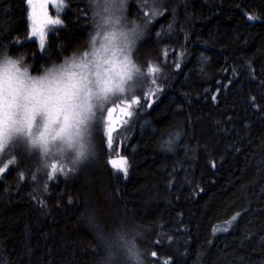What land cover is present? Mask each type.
Listing matches in <instances>:
<instances>
[{
	"label": "trees",
	"instance_id": "16d2710c",
	"mask_svg": "<svg viewBox=\"0 0 264 264\" xmlns=\"http://www.w3.org/2000/svg\"><path fill=\"white\" fill-rule=\"evenodd\" d=\"M63 4L42 47L26 0H0V51L39 70L83 45L87 0ZM127 11L147 26L133 58L160 68L138 95L150 106L138 104L111 149L99 123L97 156L77 172L0 153V264H99V225L115 219L142 230L147 264H264V0H160L157 15L129 0ZM116 148L126 178L110 166Z\"/></svg>",
	"mask_w": 264,
	"mask_h": 264
},
{
	"label": "clouds",
	"instance_id": "9594fccd",
	"mask_svg": "<svg viewBox=\"0 0 264 264\" xmlns=\"http://www.w3.org/2000/svg\"><path fill=\"white\" fill-rule=\"evenodd\" d=\"M90 33L61 60L34 70L22 55L0 51V152L22 148L39 171H79L97 156L98 114L137 93L146 78L133 58L147 26L129 17V0H87ZM142 230L115 219L99 225V264H147Z\"/></svg>",
	"mask_w": 264,
	"mask_h": 264
},
{
	"label": "snow or ice",
	"instance_id": "6c2138e0",
	"mask_svg": "<svg viewBox=\"0 0 264 264\" xmlns=\"http://www.w3.org/2000/svg\"><path fill=\"white\" fill-rule=\"evenodd\" d=\"M150 10L152 11L153 15H157L160 13V0H148ZM26 4L28 5V19H29V26L31 30L32 35L39 36V41L41 46L43 47L45 42V30L49 25H59L61 23V20L57 17L54 18L53 16L49 15L48 6L51 4L53 8L56 9L57 12L61 10L63 7V0H26ZM249 20H253L256 17L249 16ZM147 23V22H146ZM159 35V33H157ZM177 67H179V64H177ZM160 68L154 65H149L147 72H145L146 78L143 81V87L141 89H144L147 87L149 81L148 77L153 76L156 73H159ZM151 84H156V79H151ZM156 91H159L157 88ZM130 98V99H129ZM215 99V97H213ZM122 104H124V107L120 108V112L124 116H132L133 113L129 111V109L132 107L133 104H139V96L137 93L132 94L130 96H124L121 99H119ZM150 106V105H149ZM115 111L114 108H109L107 112V126L105 128V134L107 139V147L109 149L112 148V142H113V135L114 132V123L113 120V112ZM180 133L175 134V139H179ZM168 146V150H171L172 145L174 144V140H169L165 142ZM109 163L117 169L119 172H122L127 177L128 172V161L126 157H120L118 159H109ZM214 166V165H213ZM4 171L3 168H0V173ZM57 171L60 172H72L71 169H64L63 167L57 168L55 165L50 170V174H54ZM23 176L21 175V179ZM47 186H45L46 190ZM235 219V217H233ZM155 255V253H153Z\"/></svg>",
	"mask_w": 264,
	"mask_h": 264
},
{
	"label": "rangeland",
	"instance_id": "374dc122",
	"mask_svg": "<svg viewBox=\"0 0 264 264\" xmlns=\"http://www.w3.org/2000/svg\"><path fill=\"white\" fill-rule=\"evenodd\" d=\"M64 5V4H63ZM63 8H61V10L59 12L56 11L55 8H53V6L51 4H49L48 6V11H49V15L53 16L54 18H59L61 20V15L63 13ZM27 10H28V5H27ZM61 23L59 25H49L46 30H45V42L49 36L50 33L54 32L57 30L58 27H60ZM28 29H29V35L31 36L32 39L36 40V41H39V36H36V35H32L31 34V30H30V26H29V19H28ZM40 42V41H39ZM147 72V70H146ZM154 86L156 87L157 89V85L154 84ZM141 91H138L137 94L140 95ZM153 96V95H152ZM151 94L147 95V93L143 94V97L142 99L139 98L140 100V103L144 104V103H147V105H149L151 103ZM146 97V98H145ZM130 99V98H129ZM143 100V101H142ZM121 107H124V104L121 103L120 100H117L115 101L114 103H112L111 105L107 106L101 113L98 114V117H97V125H96V128L97 126L99 125V123H102V124H107V112H108V109L109 108H114L115 111L113 112V120L115 121L114 123V132L112 133L113 135V142L115 141L116 139V136L117 134L119 133V131H121L123 129V127H125L127 125V123L130 121V118L131 116H124L121 112H120V108ZM138 107V104H133L132 107L129 109V111H131L133 114H134V110ZM96 130H95V135H96ZM112 142V143H113ZM1 153V152H0ZM111 159H118L120 157H122L119 152H118V149H112L110 151V156H109ZM109 158V159H110ZM0 159L3 160V161H6L9 159L8 156H3L2 154L0 155ZM12 160V159H11ZM9 160V161H11ZM8 161H6L7 163ZM111 168L113 169V171H115L116 173H119L121 175H124L122 172H119L117 169H115L111 164H110ZM3 169H5V165L2 167ZM94 224L91 223V226H93Z\"/></svg>",
	"mask_w": 264,
	"mask_h": 264
}]
</instances>
